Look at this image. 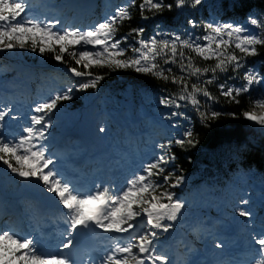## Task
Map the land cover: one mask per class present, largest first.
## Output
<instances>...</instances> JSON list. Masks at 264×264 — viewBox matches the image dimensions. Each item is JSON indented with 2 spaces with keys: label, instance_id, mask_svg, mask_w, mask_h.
I'll use <instances>...</instances> for the list:
<instances>
[{
  "label": "snow or ice",
  "instance_id": "1",
  "mask_svg": "<svg viewBox=\"0 0 264 264\" xmlns=\"http://www.w3.org/2000/svg\"><path fill=\"white\" fill-rule=\"evenodd\" d=\"M90 6L0 0V53L50 58L66 77L46 74L59 86L27 103V81L0 85V264H264V161L245 166L240 146L223 186L181 163L201 131L238 118L223 106L241 97L260 111L239 115L264 131V0H233L227 17L220 0H106L95 18ZM121 71L147 78L124 90L122 112L101 96ZM80 94L96 102L88 176L71 165L79 145L54 136L79 119L66 102ZM14 189L30 194L20 210Z\"/></svg>",
  "mask_w": 264,
  "mask_h": 264
},
{
  "label": "trees",
  "instance_id": "2",
  "mask_svg": "<svg viewBox=\"0 0 264 264\" xmlns=\"http://www.w3.org/2000/svg\"><path fill=\"white\" fill-rule=\"evenodd\" d=\"M233 0H220L221 8L228 9L230 16L239 15L240 9L230 7ZM247 6L250 8L259 9L262 0H246ZM171 16L172 14H167ZM135 26V25H133ZM126 30V29H125ZM28 59H38L34 55L26 54ZM47 61L46 68L60 66L50 58ZM147 78L138 77L132 72H117L113 73L104 83L105 88L101 96L109 94H120L130 85H139ZM215 91V89H213ZM81 98L71 102L70 109L79 110L84 107L88 99L80 94ZM255 95V94H254ZM68 103V102H66ZM252 106L248 101L241 97L239 105L224 104L223 110L235 111L238 113V118L231 119L222 117L209 130L201 131V146L198 153L193 154L192 163L186 160L181 161L182 167L192 173V179L196 184H201L203 180L211 181L218 176V182L221 185L232 177V171L235 165L231 161L234 151L242 145H248V150L244 153L245 166L252 165L258 171L261 169V162L264 161V136L261 137L250 126L249 122L239 113L242 110H250ZM252 139L257 140V146L252 143Z\"/></svg>",
  "mask_w": 264,
  "mask_h": 264
},
{
  "label": "rangeland",
  "instance_id": "3",
  "mask_svg": "<svg viewBox=\"0 0 264 264\" xmlns=\"http://www.w3.org/2000/svg\"><path fill=\"white\" fill-rule=\"evenodd\" d=\"M211 2H215V0H211ZM105 4H106V0H104V11H105ZM228 9H223L221 8L222 12L224 13V15L230 16L228 14ZM26 54H17V53H0V85H6L8 84L13 77H19L21 80H24L25 78H29L30 79V83L31 86L35 87L34 88H29L27 96L28 97H33L34 99L39 98L42 95H46L48 90L50 88L53 87H57L59 86L60 81L57 80L56 82H53L50 79L46 78V74L48 76H56V77H60L61 79H66V77H64V73L61 69V67H53V68H46L47 66V62L46 60H44V62L42 63L39 59L33 61L35 63H32L31 61H27L25 58ZM36 66L38 67V69H36ZM34 91V93H33ZM124 93V92H122ZM120 93V94H109L107 96L111 97V100L109 101L108 107L109 108H117L119 109L121 112L123 111V106H124V95ZM96 102L92 101L90 99L87 100L85 107L80 110V111H76L74 113H77L79 116L83 115V118H87V114L92 110L94 104ZM68 108L70 109V105L71 102H68ZM137 106H139V101H137ZM260 111V110H258ZM82 118V119H83ZM71 121H79L77 120H73L71 117H69L63 127L65 126V124L71 122ZM81 122H85V121H81ZM147 122L145 121V124ZM250 124V122H249ZM252 124V123H251ZM144 126V125H143ZM252 127L254 128V131H256L261 137L264 136V131H261V129L258 126H255L252 124ZM62 128V127H61ZM57 128L56 131H60L61 129ZM56 131L54 132V136L57 139V137H59V134L56 133ZM114 131L119 132V128H115ZM255 140V139H254ZM232 179V177L230 178ZM229 179V180H230ZM229 180H226L225 183L223 185H225ZM202 182H208V183H214L217 186H223L220 184V182H218V176H216L215 179L208 181V180H203ZM201 182V183H202ZM196 199H199V197L197 196ZM208 210H212L214 211V213L212 214V216H216L217 212L215 210V208H211ZM207 210V211H208Z\"/></svg>",
  "mask_w": 264,
  "mask_h": 264
},
{
  "label": "bare ground",
  "instance_id": "4",
  "mask_svg": "<svg viewBox=\"0 0 264 264\" xmlns=\"http://www.w3.org/2000/svg\"><path fill=\"white\" fill-rule=\"evenodd\" d=\"M34 88V87H33ZM30 93V92H29ZM29 93H27V94H29ZM33 93H34V91H33ZM74 124H76V125H79L80 123H78V122H74ZM80 126H82V124H80ZM69 127H71V126H69ZM76 127V126H75ZM87 128V127H86ZM20 193H22V194H25V192L24 191H20Z\"/></svg>",
  "mask_w": 264,
  "mask_h": 264
}]
</instances>
